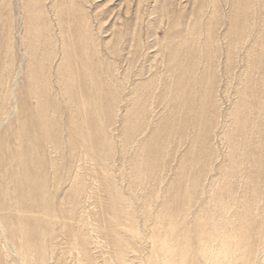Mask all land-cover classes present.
<instances>
[{"label":"rangeland","instance_id":"374dc122","mask_svg":"<svg viewBox=\"0 0 264 264\" xmlns=\"http://www.w3.org/2000/svg\"><path fill=\"white\" fill-rule=\"evenodd\" d=\"M73 1L75 2L72 8L69 10L70 13L72 14L70 15V18L73 19L78 14L76 8L82 9V11L88 15V19L90 21L89 23L91 27H93L97 33L98 32L100 33V34L98 33V35H100V37L102 38L100 39V41L102 42L104 40L102 42L103 46L99 42L102 52L98 57L102 56L107 61V63H104L106 61H104L100 57L101 59L98 61L99 64L98 63L97 64L98 65L101 64V65L100 67H98L97 70H100V68L106 69V67L109 65L108 62L113 60V62H115L114 66H116V67L113 66L116 77L115 75H113L114 74L113 71L110 72V76L111 74L113 75L114 78L111 76L114 80L113 82H116L117 79V82L115 84L118 83L117 84L118 86L121 85L124 86V88H122L123 92L120 93V98H119L120 102L116 103V106H118V112H116L117 113L116 117L115 115L114 116L109 115L110 123L107 124V132L109 134L108 137L110 143L113 144L112 145L113 151H111L112 152L111 155L113 154V156L110 157V160L108 162L105 161V169L108 170L109 173L111 172L115 175V180H117L116 182L118 183V185H120L121 189L125 192V194L129 197V199L134 202V204L137 203L134 209L132 210L133 211L132 213L135 215L134 217H136L137 225L141 230H143V233L146 232L148 234V231L151 230L150 225L155 220H157V214L159 213V210L162 208L161 205L169 201L168 200L169 196H167V194H168V186L170 185V183L172 181L173 182L177 181L178 176L179 178H181L182 182H184L185 178L180 177L179 174L182 171L181 168V164L183 163L182 158L188 157L190 155L191 157H195L202 162V164L200 162L197 163L198 167L196 168L188 163L191 166V170L194 173V175L200 178L199 181L200 180L201 181L199 183L203 182L201 183L200 186L196 184V186L191 188V192L192 193L194 192L193 193L194 197L196 193V198L193 197L192 200L193 208L197 207L196 205L198 202L200 203L202 201L208 200V197H206L205 199L206 195L204 194V192L200 194L201 192L200 187L202 188L203 186L204 190L206 188V190L208 191L209 188H211L214 185V183L220 182L221 184H223L222 182L223 178L226 179L228 185L230 183V186L231 187L233 186L232 194L234 195L233 197L230 196L231 198H229V196H227L228 193L225 194V196H227L225 200L227 201L228 206L226 208L227 211L225 210V208L224 210H221V212L226 211L225 213H223L224 215L223 217L228 218L231 214L230 216L231 218L232 214H234L238 210L241 211L242 204L246 200L248 202L252 200L250 201L252 203L253 199L251 198L250 195L253 194H250L248 190L250 188L252 189L253 184L256 182L254 180H258V176L254 172V169H256V167H254L253 169L249 168L248 164H251L253 162V160L251 159L253 156L256 157L262 156V160L264 162V158H263L264 157V96L262 94L263 88L256 89V87L259 86L257 84H258V78L261 75V69H264V67H261L259 70L258 69L251 70L254 76L253 77L254 80L253 82H251L252 91L255 92H253L254 94L250 98L251 102L254 104V108L250 114L247 115L248 109L243 104L244 102L242 103L244 105V110L239 120L244 121L246 117L249 119V123H250L248 127L249 132L246 134H243L239 130L234 132L233 119L229 118L227 116V113L229 112V110L234 109L236 101L239 104H241L239 97L240 93L238 90L241 89L240 87L241 85H243L244 87V85L246 84L245 78L242 76L245 73L247 61H248V56L246 55V51H245L247 50V46L250 45L249 47H253V52L251 51V54L255 56V52L259 51L260 49L259 48L257 50V47H259L258 42L264 43V25H263L264 6L263 7L260 6L261 12L258 15V17H256L255 19L246 15V20L248 22L252 21V25L254 28L252 27L253 29L251 33L250 32L248 33L247 35L249 36L248 40L245 39L243 42H241V45L239 47L240 50L236 54L234 60H232L231 63L232 69L230 71L226 69L227 64L225 65V63H227V61L223 59V62L225 61V63H222L218 67V70L216 71L218 83H217V90L214 94L215 105L214 107L211 108L210 111H208V115H207L209 118L212 119L211 121L216 120L215 128L209 131V127H207V130L205 129V131L203 132L204 135L201 134L202 137L204 136V138H202L201 136L199 137H197V135L194 136V134L196 133V129L194 126L192 127L189 125L190 127L188 128V130L190 129L192 130H190L189 134H187L188 137L185 134L184 136H182L183 138L180 139L178 138L180 137V135H177L176 139L172 140L171 143L167 145V148L163 151V153L160 152V155L156 157V159L159 158L157 159V161L162 165V167L159 171L152 172L153 173L152 175L151 170L150 169L147 170L148 167H150L151 162L147 158V155L144 154L145 151H143V155H142L141 148L144 145L145 140L148 138V136L153 135L150 133L153 129H155L154 126H160L162 130H165L167 126H173L174 120L172 118H182V120L186 121V118H188L187 114L189 116L191 114H194V116H196L197 108L201 107V102L204 103V98L206 97L205 96L206 91L204 88L205 85L203 86L202 82L198 84L197 81H193L191 82V84H193L194 90L190 95L191 100H188L189 107L187 109L188 110L187 114L184 110H182V108L179 107L178 104H176L175 101H168L166 99L167 102H165V98L168 94V91L170 90V87L173 84L172 81L175 78H177V75L179 73V71L176 68L177 61L173 59L170 50L167 48V44L170 46V44L172 45L173 42L176 41L180 42L181 36L177 34L182 32L183 34H186L187 37L189 36L188 41L192 43L195 47H197L196 36H193L191 31L192 26H194L193 23L195 24L197 22L196 23L197 28L200 27V29H202V32L204 33L201 34V37L204 39L206 36L205 32L208 30L209 27V25L207 26V23H210V20L212 18L214 19V23L216 25L218 24L216 26V33H215L216 36L217 37L219 36L218 37L219 39L220 38L223 39L224 32L227 29L228 19L230 20L232 16L231 15L232 12L236 13L234 0H215L217 1L215 3L213 2V0H166V3H164L165 0H73ZM247 1L248 3H252V0H247ZM253 2H255L254 3L255 6L253 7L255 8L254 14H256V12H259L258 0L257 1L253 0ZM29 3H31L32 6L31 5L29 6ZM168 3L170 4L169 6L164 5ZM35 7L38 8L37 12ZM64 8H66V6L63 4V0H34V1L33 0H0V13H1L0 14V72L1 69L5 67L4 65H6V69H7V74L5 77H3L4 79L6 78L7 80L0 82V90L3 87H5V84L8 82L10 84V88H11L10 90L13 91V95H14V96L13 95L10 96L8 105L6 104V112L4 114L5 116H3L2 120L0 121V126H1L0 151L2 150L0 152V159H1L0 187L2 183L6 184V193L8 195V197L0 195V219L3 213L2 212L3 206L5 205L7 206L10 205V207L16 206L14 207L15 209L10 208V214H9V217H11L13 221L11 224L15 225V227L12 228V231H7V230L3 231L0 229L1 232L0 233V264H24V261L20 260L21 259L20 254L22 251L21 242H23L24 240V236H23L24 233L22 229L23 227L28 225L29 221L27 220L30 217H25L24 214L25 212L24 209L22 208V207L25 208V206L21 207V203L18 202V199L15 196L16 189H13L16 188L17 185L19 186V180L21 178L22 172L23 173L26 172V166H24L22 159L30 157L31 159V165L29 163L30 170L32 169L31 171L34 173L36 183L40 184L42 178H39V176H42L44 172V169L40 171L41 164L45 163L46 166L47 162L49 161L54 162L53 160L58 161L60 158L58 152L55 151H53V156H50L52 155L51 153L52 151L49 152L47 148L46 140L42 136H40V134L36 133L39 132L37 126L35 127V122L37 121L38 118L37 105H36L35 96L31 92L33 91L31 87L36 85L40 86L42 83H44L45 85L42 90H44L45 87H47L48 90L50 91L48 92V94L55 95V93H57V89H59V86L63 84H65L66 86L70 85V82L68 83V81H70V75L67 81L66 80L64 81L63 78L64 75L63 66L65 65L63 60L66 57H68V53H64L65 46L64 44H62V41L64 39L63 33L64 32L66 33L68 31V25H67L68 22L64 17L62 22L60 20L59 22H57V16H56L57 13L59 11H62ZM198 15L200 16L198 17ZM239 16L243 17V14L238 12V17ZM260 20L263 21V23ZM44 21L46 22L44 23ZM99 25L102 26V29L98 28L100 27ZM45 27H48L49 31L48 30L46 31L44 29ZM29 28L32 31H30ZM39 28L42 29L41 30L42 32L40 31ZM118 30L122 31L123 34L119 45L124 44L125 47L120 56H116V55L114 56V54L111 55L110 53V47L116 41V37H117L116 35ZM35 37L38 38L35 40ZM49 37H51V39H49ZM249 39L250 40L252 39L251 42H253L254 44L249 42ZM246 41H248V44H246ZM50 42L52 43L54 42V43L50 44ZM137 44H139L140 47ZM34 45L37 47V51L35 54L36 58L35 57L30 58L32 52L31 47ZM51 50H58L59 53L53 55L51 53ZM193 54L195 55L196 53L194 52ZM97 55H98L97 52H95L93 55V60L96 59ZM101 60L103 61V64L102 62L100 63ZM233 63L235 65H232ZM7 64H10V68L7 66ZM117 66L119 68H117ZM200 66L202 67V70L205 69L206 67L205 61H203V59L201 60ZM101 71L102 70L98 71V74ZM140 71L143 74L141 79H145L144 81L150 80L151 82L149 85H144L143 87L139 88V92L143 93V96L142 98L136 97L137 99L134 100H138L139 102L138 106L136 105V108L141 106L140 104L141 102L143 103V106L150 105L149 108L151 109H148V106L147 107L145 106L146 108L144 107L146 112L141 110H136L134 107L129 105V101H128L130 98H133L132 91L135 88V81L139 77L136 76V74H138ZM175 71H177L176 72L177 75L173 74L175 73ZM50 72L52 74L49 76ZM224 72L230 74L227 75ZM237 76L240 77L238 78ZM101 77H107V75L105 74V76L103 75ZM146 77H148L149 79ZM230 77L231 79H235V77L238 79H236L237 81L236 80L232 81ZM49 78H51V80ZM168 78L171 81H169ZM240 78H243V81ZM228 81L229 83H227ZM51 82L52 84H49ZM137 82H139V80ZM194 83H197L195 84L196 87L194 86ZM235 84L238 85L240 84L239 85L240 88L239 87L237 88V85ZM115 87L116 86H111L110 90L113 91L114 89H116ZM200 89H202L203 91L202 90L200 91ZM202 94L204 96H202ZM12 105L14 106L12 107ZM130 107H132L134 110L127 112V110H129ZM65 111L68 112L66 109ZM125 111L127 112L131 124L136 125L137 123V125H140V122H142V120L144 121L143 123H141V126L143 124L142 126L143 128L141 127L142 131L138 134L139 137H137L138 136L137 135L136 136L137 138L135 137V141L132 142L133 145L131 144L128 147H126L125 144L123 143L124 130L128 128V127L124 128L123 125L122 116L125 113ZM135 112L137 113L138 116H141L143 118L137 119L136 117L137 115ZM140 113L141 115H139ZM146 114L148 115L147 118H146ZM248 116H250V118ZM111 117H113L114 119H112ZM169 117L172 118L170 119ZM67 118L68 117H66V119ZM139 120L140 122H138ZM168 120H172L173 122L171 121L172 123H168L169 122ZM218 120L220 121L218 122ZM152 121L153 122L156 121L155 124H153ZM259 122H260V126H258ZM253 123L255 125L254 127L255 128L257 127L256 128L257 130L251 128L250 125H253ZM27 129H31L32 132L34 133V136L36 133L35 137L33 136L31 137L33 138L32 140L35 142L32 145H28L26 141L27 135L25 134V131ZM182 129L183 126H181L179 130L181 131ZM188 130L186 133H188ZM228 133L229 134L232 133V134L229 135ZM229 139H231L232 141ZM179 140L180 141L183 140V142L181 141V143H179ZM233 142L236 143L237 145L235 146L234 152H232ZM122 143L124 144V147ZM106 148H108V145L103 147L102 151L98 155L99 158L97 157L96 160L93 159L92 160L93 163L91 164H89L90 162L85 158L83 154H80L82 157L80 155H77L79 154L78 152L76 154L71 153L66 156L65 163L66 165H70L71 169L68 171L65 170L63 172L62 181L59 187H57L56 189L59 192L55 191L56 193L58 192L57 194L59 196L58 198H56L58 204H56L53 201L54 199L50 200V202L52 201L51 207L53 206L56 208V210L58 211L60 210L59 213L56 212L57 218L60 221L57 222L54 227H53L54 223L52 224V228H54L55 235L57 234V236L56 238L51 239L46 235H40L38 238V242L46 249L47 252H49L50 244L54 243L55 250L53 249V255L51 256L53 257L55 256L54 259L58 260L61 264H81V260L79 261L78 250L76 249V247L66 244L67 242L66 239L60 236L59 234L60 232L63 231V227L61 225L63 220L60 217V215L67 214V222L69 221V223L76 228L77 232H81V233L89 232L90 235L94 237L93 239H96V237L99 235L101 236L99 239L102 242L106 237V231L100 229L99 223L101 224V220L103 216L102 211L106 209V207L102 209L101 205L106 202L109 203V198H108L109 196L107 190H105L104 185L102 186V182H101L102 172L98 171L99 167H97V169L95 168L96 166L95 163L103 162V156H104L103 151ZM207 148L211 149V155L209 154L207 155V152H205ZM4 149L5 151L3 152ZM191 149H193L195 153L191 154L190 152L192 151ZM45 153L47 154V156H45ZM232 153H234L236 156L241 157V160H239L240 163L236 168L235 174L234 172L230 173V169L232 170V166H233V163L231 161ZM14 154L17 155L14 156ZM201 155L202 157L207 155V157L202 158ZM69 156L71 157L69 158ZM44 157L46 160H44ZM104 159L106 160L105 156ZM205 161H207V163H205ZM50 162L48 163L47 166L48 168L46 169L45 172V176L47 175L46 178L47 177L51 178L53 176V172H52L53 169L50 168L49 166ZM61 162L62 160H60V163ZM152 165H156L155 161L152 162ZM229 165H232L230 166V169L228 168ZM202 166H204V168H202ZM252 170L254 173L252 172ZM15 171L18 172L15 173ZM151 175L153 176V178L150 177ZM145 178H146V182L143 180ZM76 179L78 180L76 181ZM250 179H253V181L251 180L252 181L251 182ZM259 180H260L259 190L261 191L260 193L261 196H259L258 200L254 201L257 206L255 207L252 216L254 219L252 221L253 223L251 229L255 227L256 221L258 219L260 218L264 219V163H263L261 178H259ZM8 181H11L10 186L7 185ZM75 183L80 185L78 192H76L79 194L77 197L74 194L75 192L71 193V186H73ZM140 184L143 186V188L141 187ZM148 191H150L151 194ZM222 191H223V187H222ZM9 194L11 196H9ZM201 196L203 197V199L201 198ZM45 197L47 196H41V198H45ZM197 197H199L198 201L196 200ZM146 201L147 203L152 204V207H149L147 204L143 207V204H145ZM42 208H39L38 211L34 213L33 220L35 221L34 223L36 224L37 229L42 230L43 232L48 230L47 220L49 219V217L45 216L44 220L42 221L38 220L39 214L43 212ZM211 210L216 211L214 206L211 208ZM151 214L153 217L151 216ZM73 219L76 221H73ZM39 222H41L42 225H40ZM63 226H65V224H63ZM73 230L74 228L72 229V231ZM63 239L65 240V242L63 241ZM105 248L106 247L104 246L103 248L99 247L98 249L96 248V250H94L97 252L95 253V255L97 256L99 262L103 261L102 260L103 257L100 256L101 252L103 251H105V253L108 252L106 250L107 248L106 249ZM64 252L66 253V256L64 255L65 254ZM139 262L141 261L139 260ZM49 263L50 262L48 261V264Z\"/></svg>","mask_w":264,"mask_h":264},{"label":"bare ground","instance_id":"6f19581e","mask_svg":"<svg viewBox=\"0 0 264 264\" xmlns=\"http://www.w3.org/2000/svg\"><path fill=\"white\" fill-rule=\"evenodd\" d=\"M74 2L75 1H73V0H63V4L66 6V8H64L62 11H59V12L57 11L58 13L56 15L57 16V22H59V20L62 22L63 17L66 18V20L68 22V23L65 22L68 25V31L66 33L65 32L63 33L64 39L62 41V44H64V46H65L64 53H68V57H66L63 60V62L65 63V65L63 66V70H64L63 78H64V81L65 80L67 81V79H69V75H70V81H68V83L70 82V85L66 86L65 84H63V85L59 86V89H57V93H55V95L48 94V92H50V91L48 90L47 87H45V89L42 90L44 85H45L44 83H42L40 86H37V85L33 86L32 85L33 87H31L33 89V91H31V92L35 96L36 105H37V117L38 118H37V121L35 122V127L37 126L39 132H36V133L40 134V136H42L46 140L47 148H48L49 152L52 151L51 152L52 155H50V156H53V151H55V152H58L60 158L58 161L57 160H53L54 162L49 161L50 162V164H49L50 168H52L54 170V171L52 170L53 176L51 178H49V177L46 178L47 175L45 176V172H46V169L48 168L47 166H48L49 162H47L46 166H45V163L41 164L40 171H42L44 169V172H43L42 176H39V178H42L40 184L36 183L34 173L31 171L32 169L30 170V165H31L30 157L22 159L24 166H26V172L25 173L22 172L21 178L19 180V186L17 185L16 188H13V189H16L15 190L16 191L15 196L17 197L18 202L21 203V207L25 206V208L22 207L24 209V212H25L24 213L25 217H30V218L27 220V221H29L28 225H26L22 229V231L24 233L23 234L24 240H23V242H21V250L22 251L20 254V256H21L20 260H23L24 264H48V261L50 262L49 264H61L58 260L54 259L55 256L54 257L51 256V255H53V249L55 248L54 243L50 244L49 252H47L46 249L38 242V238L40 235H46L47 237H49L51 239L56 238V236H57V234L55 235L54 228H52V224L54 223V225H53V227H54L55 224L60 221V220H58L57 214H56V212L59 213L60 210L58 211V210H56L55 207H53V206L51 207L52 201L50 202V200L54 199L53 201L56 204H58L56 201V198L59 197L57 194L59 191L56 189H57V187H59V185L62 181L63 172L65 170L68 171L71 169L70 168L71 166L66 165V163H65L66 156L71 154V153L76 154L78 152L79 154H77V155L83 154L85 156V158L90 162L89 164H91V163H93L92 162L93 159L94 160L97 159V157L100 154V152L102 151L103 147L108 145V148H106L103 151V154H104L106 160L104 159V156H103V162L95 163V165H96L95 168L97 169V167H99L98 171L102 172V179H101L102 186L104 185L105 190H107V193L109 196L108 197L109 203L106 202V203L101 205L102 209H104L106 207V209H104L102 211L103 216H102L101 224L99 223L100 229L106 231V237L104 240L102 239L103 242L99 239L101 237L99 235L96 237V239H93L94 237L91 236L89 232H84V233L77 232L76 228L72 224H70L69 221L67 222V214L66 215H60V217L63 220V222L61 224L63 227V231L60 232L59 234H60V236H62L63 238L66 239V241H67L66 244H69V245L76 247V249L78 250L79 261L81 260V264H102V263L103 264H140V263L141 264H264V219H261V218L258 219L256 221L255 227H253V229H251L252 223H253L252 221L254 219L252 216L254 213V209L257 206L254 201L258 200L259 196H261V194H260L261 191L259 190V181H260L259 178H261L262 168H263V163H264L262 160V156H257V157L253 156L251 158L253 160V162L251 164H248L249 168L253 169L254 167H256V169H254V172L258 176V180H254L256 182L253 184L252 189L250 188L248 190V192L250 194H253V195H250L251 198L253 199V202L252 203L250 202L252 200H250L249 202L247 200L244 201L242 204L241 211L238 210L237 212L232 214L231 218H230L231 214L228 218L223 217L224 216L223 213H225L227 211L226 208L228 206L227 201L225 200L226 197L229 196V198H231L234 196L232 194V187L233 186L231 187L230 183L228 185L225 178L222 179L223 184H221L220 182L214 183V185L212 184L213 186L211 188H209L208 191L205 188V190L208 193L204 190L203 186H202V188L200 187V189H201L200 194L202 192H204V194L206 195L205 199H206V197H208V200L202 201L200 203L198 202L196 205L197 207L193 208L192 200L194 197L193 196L194 192L193 193L191 192V188L196 186V184L200 186L201 183H203V182L199 183L201 181V180L199 181L200 178L198 176L196 177L194 175V173L191 170V166L189 164L193 165L196 168V167H198L197 163L200 162L202 164V162L199 161L195 157H191V155L189 154L190 156L182 158V162H183L181 164L182 171L179 173L180 177L185 178L184 182H182L181 178H179V176H178L177 181H174V182L172 181L169 186L167 185L168 186L167 196H169V198H168L169 201L165 202V203H163L161 201L163 203V205H161L162 208L159 210V213L157 214V220H155L151 225L149 224L151 227V230L148 231V234H147L146 232L143 233V230H141L138 227L136 217H134L135 215L132 213L133 212L132 210L134 209V207L137 203L134 204V202L132 200H130L129 197L125 194V192L121 189L120 185H118V183L116 182L117 180H115V175L111 172L109 173V171L105 169V161L108 162L110 160V157L113 156V154L111 155V153H112L111 151H113L112 150L113 144L110 143V140L108 137L109 134L107 132V124L110 123L109 122V115L110 116L115 115V117H116V115H117L116 112H118V106H116V103L120 102L119 101L120 100L119 99L120 93L123 92L122 88H124V86L123 85L118 86L117 85L118 83L115 84L117 82V79H116V82H113L114 81L113 75H115L113 68L116 67V66H114L115 62H113V60L108 62L109 65L106 67V69L100 68V70H102V71L98 74V71H100V70H97V69L101 65V64L98 65L99 64L98 61L101 58L104 61H106L102 56H100L101 58L98 57L102 52L100 44L102 45L103 44L102 42L104 40L102 42L100 41V39H102V38L100 37V35H98L99 32L97 33L95 31V29L93 27H91V25L89 23L90 21L88 19V15L85 14L82 11V9L76 8L78 11V14L73 19L70 18V15H72V14L70 13L69 10L72 8ZM213 2L215 3L217 1L213 0ZM164 3H166V0L164 1ZM254 3L255 2H253V0H252V3H248L247 0H234V6L236 9V13L232 12V14H231L232 16H231L230 20L228 19L227 29L224 32L223 39H221V38L219 39L218 38L219 36L218 37L216 36V34H215L216 33V26L218 24L216 25L214 23V19L210 18L211 20H210V23H207V26L209 25V27H208V30L205 32L206 36L204 39L201 37V34L204 32H202V29H200V27L197 28V25H196L197 22L195 24L193 23V25H194V26H192L193 30L190 28L192 31V35L196 36L197 47H195L192 43H190L188 41L189 36L187 37V35L183 34L182 32L177 34V35L181 36L180 42H178V41L173 42V44L172 45L170 44V46L167 44V48L170 50L173 59H175L177 61L176 68L179 71V73H178V75L176 74L177 71H175V73H173V74L177 75V78H175V76H176L175 75L174 76L175 79L172 81L173 84L171 85L170 90L168 91V94L165 98V102H167L166 99L168 101H175L176 104H178L179 107L182 108V110H184L187 114V112H188L187 109L189 107L188 100H191L190 95H191L192 91L194 90L193 84H191V82H193V81H197L198 84H200L202 82L203 86L205 85L204 88L206 91V95H205L206 97L204 98V103L201 102V107L197 108V110H196L197 115L196 116H194V114H191L190 116L187 114L188 118H186V121L182 120V118L169 117L170 119L172 118L174 120V123H173V126H167L165 130H162V128L160 126H154L155 129H153L150 133L153 135L148 136V138L145 140L144 145L141 148L142 155H143V151H145L144 154L147 155V158L151 162L150 167H148V169H147V170L150 169L151 173L154 171L155 172L159 171L161 169L162 165L157 161V159H159V158L156 159V157L158 155H160V152L163 153V151L167 148V145L169 143H171L172 140H175L177 135H180V137H178L180 139H182L183 138L182 136H184L185 134L187 136V134H189V131L192 130V129L188 130V128L190 126L195 127L196 133L194 134V136L197 135V137L201 136V134H203L205 129L207 130V127H209V131H211L213 128H215L216 120L211 121L212 119L209 118L207 115H208V111H210L211 108L214 107V105H215L214 94L217 90V83H218L216 71L218 70V67L222 63H225V61L223 62V59H225L227 61V63H225V65L227 64L226 69L228 71H230L232 69L231 63H232V60H234L238 51L240 50L239 47L241 45V42H243L245 39L248 40L249 36H247V35L249 32L251 33L252 29L254 28L252 25V21L248 22L246 20V15L255 19L260 14L261 7L264 6V0H258L259 12H256V14H254V9H255L253 7V6H255ZM30 5H31V3H29V6ZM164 5L169 6L170 4L168 3V4H164ZM37 9L38 8H36V12H37ZM214 9H215V7H214ZM40 10H41V8H40ZM155 12H156V10H155ZM238 12L243 14V17H241V16L238 17ZM199 16L200 15H198V17ZM261 16H262V14H261ZM34 20H36V19H34ZM263 21H261V22L263 23ZM45 22L46 21H44V23ZM98 28L102 29V26H100ZM181 28H183V27H181ZM39 29H40V31L42 30L41 28H39ZM44 29L47 31L48 27H45ZM29 30L32 31L30 28H29ZM190 35H191V33H190ZM33 36H35V35H33ZM116 36H115L116 41L110 47V53H111V55L114 54V56L115 55L120 56L124 50V47H125L124 44L119 45L121 37L123 36L122 31L118 30ZM37 38L35 37V40ZM49 39H51V37H49ZM251 41H252V39L251 40L249 39V42H251ZM99 42H100V44H99ZM53 43L50 42V44H53ZM106 43H108V42H106ZM251 43H253V42H251ZM246 44H248V41H246ZM137 45L140 47L139 44H137ZM249 46H247V50H245L246 55L248 56V61H247L245 73L242 76L245 78L246 84L244 85V87H243V85H241L240 86L241 89L238 90L240 93L239 97H240V103L241 104H239L236 101L234 109L229 110V112L227 113V116L229 118L233 119V122H234L233 131L236 132L239 130L243 134H246L249 132L248 127L250 124L249 119L247 117L244 121L239 120L243 114L244 105L248 109L247 115L250 114L254 108V104L250 100L251 96L254 94L253 92H255V91H252L251 82H253L254 76H253L251 70L252 69L253 70L254 69L259 70L261 67H264V43L258 42L259 47H257V46L256 47H257V50L259 48L260 49H259V51H257L258 53L255 52V56L253 54H251V51L253 52V47H249ZM31 49H32V52H31L30 58H34V57L36 58L35 54L37 51V47L34 45L31 47ZM254 50H256V49H254ZM95 52H97L98 55H97L96 59L93 60V55ZM194 52L196 53L195 55L193 54ZM51 53L53 55H55L59 52H58V50H51ZM8 57H10V56H8ZM55 57H57V56H55ZM59 57H61V56H59ZM132 59H134V58H132ZM202 59H203V61H205V64H206V67L203 70H202V67L200 66ZM101 62L103 64L102 60L100 61V63ZM104 63H107V61ZM27 65H29V64H27ZM232 65H235V64L233 63ZM4 66L5 67L3 69H1V72H0V82L7 80L6 78L5 79L3 78L7 74L6 65H4ZM7 66L10 68V64H7ZM117 68H119V67L117 66ZM111 71H113V73H114L113 75L111 74V76L113 78L110 76ZM224 73H226V72H224ZM51 74L52 73L50 72L49 76ZM61 74H62V72H61ZM101 74H103L104 76L106 74L107 77H101V76H103ZM228 74H230V73H228ZM234 75H236V74H234ZM238 75H240V74H238ZM9 76H10V74H9ZM136 76H139V77L136 79L135 88L132 91L133 98H130L128 100L129 105L134 107L136 110H141V111H145V108L147 106H148V109H151V108H149L150 105H145L146 106L145 107V106H143L142 102L140 103L141 106L136 108V105L138 106L139 102H138V100H134V99H137L136 97L142 98V96H143V93L139 92V88L143 87L144 85H149L151 82L150 80L144 81L145 79H141L143 76L141 71L138 74H136ZM220 76H221V74H220ZM115 77H116V75H115ZM255 77H256V75H255ZM146 78H148V77H146ZM238 78L235 77V79H231V77H230V79L232 81L236 80ZM49 79L51 80V78H49ZM104 79H107V80H104ZM227 79H229V78H227ZM240 79L243 81V78H240ZM121 80H119V81H121ZM138 80H139V82H137ZM168 80L171 81L169 78H168ZM197 83H194L195 87H196L195 84H197ZM227 83H229V81ZM49 84H52V82ZM235 85H237V88H238L240 84L239 85L235 84ZM257 85H259V86L258 87L255 86L256 89L257 88H263L262 94L264 96V69H261V75L258 78V84ZM111 86H116L115 87L116 89H114L113 91L110 90ZM53 87H55V86H53ZM10 89H11L10 84L7 82L5 84V87H3L0 90V121L2 120L3 116H5L4 114L6 112V104L8 105L10 96L13 95V91ZM201 90L202 89H200V91ZM149 93H151V92H149ZM202 96H204V95L202 94ZM254 97H255V95H254ZM233 100H234V98H233ZM12 101H14V100H12ZM16 102H15V104H16ZM261 104H263V103H261ZM190 105H191V103H190ZM13 106L14 105H12V107ZM132 107H130L129 110H127V112L134 110ZM260 108H262V107H260ZM65 109L68 112H66ZM127 112L125 111V113L122 116L124 128L128 127L126 130H124V134H123V143L125 144L126 147L130 146L132 144V142L135 141V137L142 131L143 124L141 126V123L144 122L143 120H142V122H140V120H139L138 122H140V125H137V123H136V125L131 124L130 119L128 118ZM136 115H137V113H136ZM139 115H141V113ZM247 115H245V116H247ZM257 115H258V113H257ZM147 116L148 115L146 114V118H147ZM66 117H68V118L66 119ZM136 117H137V119L143 118V117L138 116V115ZM248 117L250 118V116H248ZM111 118L114 119L113 117H111ZM242 119H243V117H242ZM168 121H169L168 123L173 122L172 120H168ZM219 121L220 120H218V122ZM228 121H230V120H228ZM155 122L152 121L153 124H155ZM182 122H183V124H182ZM2 126H3V123H2ZM131 126H132V128H131ZM181 126H183L184 130L182 129L180 131L179 129L181 128ZM250 126L252 129L257 128V127L256 128L254 127L255 126L254 123H253V125H250ZM258 126H260V122H259ZM0 128H1V126H0ZM156 129H157V131H156ZM187 130H188V133H186ZM36 133H35V136H36ZM25 134L27 135V137H26L27 144L28 145L34 144L35 142L32 140L33 138H31L32 136L35 137L32 130L27 129L25 131ZM231 134H229V135H231ZM191 135H192V133H191ZM262 136H263V134H262ZM137 137H139V135ZM36 138H34V139H36ZM39 138H41V137H39ZM202 138H204V136ZM223 139H224V137H223ZM229 140H231V139H229ZM181 141L183 142V140H181ZM181 141L179 140V143H181ZM124 144H123V147H124ZM235 146H237V145H236V143L233 142L232 152H234ZM179 147H180V145H179ZM0 148H1V146H0ZM23 150H25V149H23ZM44 150H46V149H44ZM191 150L192 151L189 150L191 152V154L195 153V151L193 149H191ZM4 151H5V149L3 150V152ZM31 151H33V150H31ZM205 152H207V155L208 154L211 155V149L210 148H207ZM1 154H3V153H1ZM6 154H7V152H6ZM15 155H17V154H14V156ZM207 155L203 156V157H207ZM45 156H47L46 153H45ZM212 156H214V155H212ZM70 157L71 156H69V158ZM201 157H202V155H201ZM8 158H9V156H8ZM244 158H245V155H244ZM44 160H46L45 157H44ZM60 160H62L61 163H60ZM239 160H241V157L236 156L234 153H232L231 161L233 163V166L232 165L228 166L229 169H230V166H232V170L230 169V173L234 172V174H235L236 168H237L238 164L240 163ZM242 160H244V159H242ZM153 161H155L156 165H152ZM207 161H205V163H207ZM29 163H30V165H29ZM205 166H206V164H205ZM154 168H157V169H154ZM202 168H204V166H202ZM208 169H211V168H208ZM17 172L15 171V173H17ZM250 172H251V170H250ZM252 172H253V170H252ZM179 174H177V175H179ZM97 175H98V173H97ZM152 175H153V173H152ZM152 175L150 176L151 178H153ZM48 176H50V175H48ZM77 180L78 179H76V181ZM143 180L146 182V178ZM251 180L253 181V179H250V181ZM10 182L11 181L7 182L8 186H10ZM131 183H133V182H131ZM208 185H209V183H208ZM79 186L80 185H78L76 183L73 186H71V193L75 192L74 194L76 197L79 195L78 193H76V192H78ZM210 186H211V184H210ZM141 187L143 188L142 185H141ZM222 187H223V191H222ZM260 189H261V187H260ZM194 190H195V188H194ZM225 190H227V191H225ZM55 191H58V192L56 193ZM148 192H150V191H148ZM63 193H65V192H63ZM227 193H228V195L225 196V194H227ZM150 194H151V192H150ZM0 195L8 197V195L6 193V184L2 183V185L0 187ZM9 196H11V195L9 194ZM41 196H47V197L41 198ZM194 198H196V193H195ZM198 198L199 197H197V199H196L197 201H198ZM201 198L203 199L202 196H201ZM166 200H167V198H166ZM9 202H10V199H9ZM55 203H53V204H55ZM146 204L149 207H152V204L147 203V201L145 204H143V207ZM213 206H214L216 211L211 210V208ZM14 207H16V206H14ZM14 207H10V205L9 206L5 205L2 207L3 213H2L1 219H0V229L1 230L12 231V228L15 227V225L11 224L13 221H12L11 217H9L10 208H14ZM39 208L43 209V212L41 214H39V216H38L39 221L44 220L45 216L49 217V219L47 220V229H48L47 231L42 232V230L37 229V226L34 223L35 221L33 220V215L35 212L38 211ZM224 208L226 211L221 212V210H224ZM70 211H72V210H70ZM230 213H232V212H230ZM26 214H28V215H26ZM151 216H152V214H151ZM254 217H255V215H254ZM36 221H37V219H36ZM73 221H76V220L73 219ZM39 223H40V225H42L41 222H39ZM144 223H145V220H144ZM63 224H65V226H63ZM21 226H22V224H21ZM73 228H74V230L72 231ZM251 230H252V233H251ZM72 232H74V233H72ZM63 241L65 242L64 239H63ZM100 244H102V245H100ZM104 246L107 248V249L106 248L105 249L108 252L107 253H105V251L101 252L100 256L103 257V259H102L103 261L99 262L97 256L95 255V253H97V252L94 250H96V248L98 249L99 247L103 248ZM69 250H70V248H69ZM64 255L66 256V253ZM57 258H58V256H57ZM139 260L141 262H139Z\"/></svg>","mask_w":264,"mask_h":264}]
</instances>
